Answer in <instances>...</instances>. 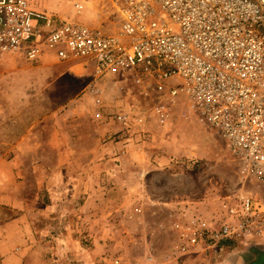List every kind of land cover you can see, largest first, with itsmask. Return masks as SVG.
Segmentation results:
<instances>
[{"label":"rangeland","instance_id":"rangeland-1","mask_svg":"<svg viewBox=\"0 0 264 264\" xmlns=\"http://www.w3.org/2000/svg\"><path fill=\"white\" fill-rule=\"evenodd\" d=\"M37 1L116 30L109 3L77 15L68 0ZM141 79L97 77L89 59L45 53L29 62L0 51L1 180L17 203L12 213L1 205L0 226L19 254L6 264H264L262 238L249 247L248 238L228 241L219 252L188 243L220 225L226 204L264 200V179L183 93L168 103L175 79ZM26 139L34 152L11 150Z\"/></svg>","mask_w":264,"mask_h":264},{"label":"built area","instance_id":"built-area-1","mask_svg":"<svg viewBox=\"0 0 264 264\" xmlns=\"http://www.w3.org/2000/svg\"><path fill=\"white\" fill-rule=\"evenodd\" d=\"M37 0H0V51L35 62L89 59L97 77L175 79L183 93L255 176L264 179V0H68L80 14L105 7L116 30L40 9ZM167 103V107H169ZM161 110V122L169 117ZM170 112V111H169ZM219 226L188 243L219 252L228 241L264 240V200L245 195L224 206Z\"/></svg>","mask_w":264,"mask_h":264},{"label":"crops","instance_id":"crops-1","mask_svg":"<svg viewBox=\"0 0 264 264\" xmlns=\"http://www.w3.org/2000/svg\"><path fill=\"white\" fill-rule=\"evenodd\" d=\"M28 135H26L25 138H27ZM13 146V151L15 152H20V150H24L26 152H34L35 151V146L34 144H32L31 142L27 141V139L24 142H16L15 145ZM11 146V147H12ZM5 162V161H4ZM6 163V162H5ZM13 164V162L11 163V165ZM4 165V164H3ZM1 165L0 162V208L2 207L1 205H9L10 208H8L10 210V212L12 213V208H15V205L17 204L16 201V193L10 194V191H12V185L9 183H6L5 181H2V174H3V168L4 166ZM16 180V178L14 177V181ZM10 224V223H9ZM3 228H1L0 226V257L1 258H5L4 262L3 260H1V263H5L7 262V259H11L13 257L18 256V252L15 250V248L13 247V245L15 244V238L14 236L12 237V235L10 236L9 239H7V235H3ZM9 232H11V228L9 230ZM256 240L257 243H259L257 239L254 238H248V240L243 241L242 243L245 244L247 247H249L248 245L253 244ZM13 241V244H12ZM17 249H19L18 247H16Z\"/></svg>","mask_w":264,"mask_h":264}]
</instances>
